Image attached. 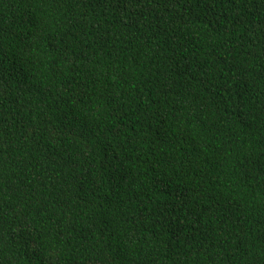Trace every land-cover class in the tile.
<instances>
[{"label": "trees", "instance_id": "trees-1", "mask_svg": "<svg viewBox=\"0 0 264 264\" xmlns=\"http://www.w3.org/2000/svg\"><path fill=\"white\" fill-rule=\"evenodd\" d=\"M0 264H264V0H0Z\"/></svg>", "mask_w": 264, "mask_h": 264}]
</instances>
